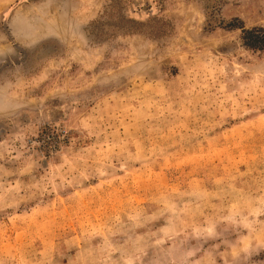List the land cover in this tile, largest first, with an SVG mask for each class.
Here are the masks:
<instances>
[{"label":"rangeland","instance_id":"1","mask_svg":"<svg viewBox=\"0 0 264 264\" xmlns=\"http://www.w3.org/2000/svg\"><path fill=\"white\" fill-rule=\"evenodd\" d=\"M235 19L264 0H0V264H264Z\"/></svg>","mask_w":264,"mask_h":264},{"label":"trees","instance_id":"2","mask_svg":"<svg viewBox=\"0 0 264 264\" xmlns=\"http://www.w3.org/2000/svg\"><path fill=\"white\" fill-rule=\"evenodd\" d=\"M128 22L134 24V21ZM227 27L230 30H240L242 32V40L246 48L255 52H264V27L246 28L239 19L230 22Z\"/></svg>","mask_w":264,"mask_h":264}]
</instances>
